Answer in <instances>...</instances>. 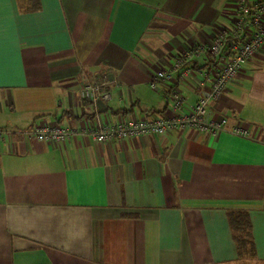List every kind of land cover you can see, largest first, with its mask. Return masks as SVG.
<instances>
[{"label":"crops","instance_id":"obj_1","mask_svg":"<svg viewBox=\"0 0 264 264\" xmlns=\"http://www.w3.org/2000/svg\"><path fill=\"white\" fill-rule=\"evenodd\" d=\"M34 1L0 3V264H264V47L207 108L226 119L220 133L82 132L167 110L150 73L230 28L237 0ZM209 58L170 84L182 111ZM103 81L109 99L80 96ZM238 121L246 135L232 133ZM37 123L75 134L42 142ZM239 213L252 243L240 250Z\"/></svg>","mask_w":264,"mask_h":264},{"label":"built area","instance_id":"obj_2","mask_svg":"<svg viewBox=\"0 0 264 264\" xmlns=\"http://www.w3.org/2000/svg\"><path fill=\"white\" fill-rule=\"evenodd\" d=\"M236 19L228 29H220L208 44L191 45L173 60L171 68L156 69L150 73L149 87L159 84L166 87L169 108L161 112L146 114L140 118H122L112 124L82 128L97 142H110L125 138L160 136L168 131L193 129L202 133L216 134L224 129V117L208 118L209 105L217 102L225 93L241 67L256 52L264 47V0H237ZM207 53L211 59L209 70L197 72L201 92L189 109L182 111L184 98L176 87L177 79L193 76L196 72L191 59ZM204 84L203 82H205ZM203 81V82H202ZM106 82L88 83L80 88V96L89 102L110 98L104 87ZM34 137L42 142L60 143L69 140L75 131L57 123H37L31 128ZM233 134L246 135L247 128L238 121L231 129ZM4 131L0 128V138Z\"/></svg>","mask_w":264,"mask_h":264},{"label":"trees","instance_id":"obj_3","mask_svg":"<svg viewBox=\"0 0 264 264\" xmlns=\"http://www.w3.org/2000/svg\"><path fill=\"white\" fill-rule=\"evenodd\" d=\"M31 6H36V3L34 0H31L30 2ZM233 229L237 232H239V236L237 237V248L242 249L244 247H250L252 245L250 236L248 234V228H247V222L245 221V216L242 213H239L238 216L234 217L232 219ZM247 247V248H248Z\"/></svg>","mask_w":264,"mask_h":264},{"label":"snow or ice","instance_id":"obj_4","mask_svg":"<svg viewBox=\"0 0 264 264\" xmlns=\"http://www.w3.org/2000/svg\"><path fill=\"white\" fill-rule=\"evenodd\" d=\"M0 3H2V0H0Z\"/></svg>","mask_w":264,"mask_h":264}]
</instances>
